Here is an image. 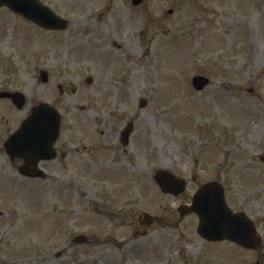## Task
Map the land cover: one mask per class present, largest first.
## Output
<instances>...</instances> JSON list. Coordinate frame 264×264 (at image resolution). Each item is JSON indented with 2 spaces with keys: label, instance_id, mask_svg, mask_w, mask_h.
<instances>
[{
  "label": "rangeland",
  "instance_id": "1",
  "mask_svg": "<svg viewBox=\"0 0 264 264\" xmlns=\"http://www.w3.org/2000/svg\"><path fill=\"white\" fill-rule=\"evenodd\" d=\"M42 1L70 19L67 30L50 33L0 10V57L4 42L10 53L9 64H0V87L27 97L21 110L0 103V264H252L258 253L202 240L195 215L180 221L176 213L168 226L153 225L141 237L130 218L119 226L103 210L131 205L136 216H160L216 179L229 205L247 212L264 237V0H167L162 9L174 13L163 16H148L158 14L157 5L134 8L130 0L114 2L111 10L105 9L109 0ZM208 35L215 38L212 47ZM102 52L125 62L107 76ZM41 69L49 71V85L41 83ZM195 74L212 79L201 92L192 87ZM59 82L67 96H60ZM96 93L104 105L96 112L108 121L94 123L96 113H88L87 124L105 131L102 154L86 169L77 165L75 179L68 160L58 163L55 179L22 178L3 149L5 133L40 100L63 110L62 131L75 120L85 124L72 110ZM140 98L148 100L145 108ZM130 120L139 176L127 203L119 188L129 184L121 174L131 178L116 131ZM159 168L188 177L184 197L160 193L153 179ZM79 234L88 236L87 244L73 242Z\"/></svg>",
  "mask_w": 264,
  "mask_h": 264
},
{
  "label": "water",
  "instance_id": "2",
  "mask_svg": "<svg viewBox=\"0 0 264 264\" xmlns=\"http://www.w3.org/2000/svg\"><path fill=\"white\" fill-rule=\"evenodd\" d=\"M3 3L9 4V6L16 11L22 12L27 17L40 22L42 25L49 26L53 21L59 23V27H64L65 25V21L55 17L56 15L53 12L40 3H37L35 0H0V4ZM206 83L207 80L203 77L197 76L194 78V85L199 89ZM14 96L15 102L18 106H21L24 102L22 96ZM37 110L38 108L35 109L34 118L32 116L24 128L26 133L32 135L31 138H25L27 150H39L43 148L46 144V142H43V139H45L44 134L48 133V130H55V123L51 126L43 123L45 114L38 113ZM44 110L43 113L53 115L50 109L45 108ZM35 116L36 118L38 116L40 117L36 120ZM42 130L44 131L39 133ZM20 135H16L13 139L19 138ZM12 141L13 140H11V142ZM156 179L164 190H171L179 193L184 189L183 182L175 179L169 172L163 170L158 171ZM192 210L200 216L201 222L198 231L203 237L209 240L228 239L247 248L255 249L261 246L260 238L256 235L254 224L244 213H233L227 206L224 191L220 184L214 182L204 185L195 195Z\"/></svg>",
  "mask_w": 264,
  "mask_h": 264
},
{
  "label": "flooded vegetation",
  "instance_id": "3",
  "mask_svg": "<svg viewBox=\"0 0 264 264\" xmlns=\"http://www.w3.org/2000/svg\"><path fill=\"white\" fill-rule=\"evenodd\" d=\"M113 0H111V2H112ZM74 128V127H73ZM82 126H75V130L74 131H72L71 130V143H75L77 140H79L80 138H77L76 137V135L74 134V132H76V133H81V134H85V131H83L82 129ZM76 129H78V130H76ZM58 149V151H59V148H57ZM78 151V149H75V150H71V160H72V158H73V155L75 156V154H77L76 152ZM68 152H66V151H64V152H62V157L64 158V157H67L68 156ZM78 155V154H77ZM10 161L12 162V164L16 167V169L18 170H20V165L22 164V162H23V160L22 159H15V160H12L11 158H10ZM20 164V165H19ZM40 165L42 166V168L44 169V170H46V171H48V173L47 174H50V175H52L53 174V172H55V171H58V166L57 165H55V161L54 160H43V161H41L40 162ZM18 170V171H19Z\"/></svg>",
  "mask_w": 264,
  "mask_h": 264
},
{
  "label": "bare ground",
  "instance_id": "4",
  "mask_svg": "<svg viewBox=\"0 0 264 264\" xmlns=\"http://www.w3.org/2000/svg\"><path fill=\"white\" fill-rule=\"evenodd\" d=\"M217 37H218V39L220 38V36H218V35H217ZM214 42H215V38L211 35H208V37H207L208 47H212ZM104 55L106 57V61L103 63V69H104V72L106 73V75H110L114 71H116L121 64L115 60L108 59V56L110 57V55H107V53H104ZM165 73H166V70L163 69L162 73H157L156 76H154V77L157 79Z\"/></svg>",
  "mask_w": 264,
  "mask_h": 264
}]
</instances>
